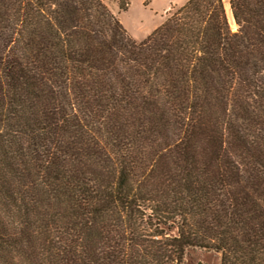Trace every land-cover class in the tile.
I'll use <instances>...</instances> for the list:
<instances>
[{
	"label": "trees",
	"instance_id": "trees-1",
	"mask_svg": "<svg viewBox=\"0 0 264 264\" xmlns=\"http://www.w3.org/2000/svg\"><path fill=\"white\" fill-rule=\"evenodd\" d=\"M229 5L137 43L104 0H0V264H264V0Z\"/></svg>",
	"mask_w": 264,
	"mask_h": 264
},
{
	"label": "rangeland",
	"instance_id": "rangeland-1",
	"mask_svg": "<svg viewBox=\"0 0 264 264\" xmlns=\"http://www.w3.org/2000/svg\"><path fill=\"white\" fill-rule=\"evenodd\" d=\"M110 11L118 17L130 37L144 42L167 18L189 0H104ZM233 32L238 30L229 0H223ZM125 6L126 10H122ZM183 264H221V256L203 249L187 251Z\"/></svg>",
	"mask_w": 264,
	"mask_h": 264
}]
</instances>
